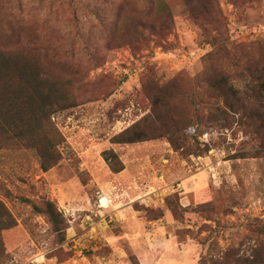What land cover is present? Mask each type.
Segmentation results:
<instances>
[{
	"label": "rangeland",
	"instance_id": "rangeland-1",
	"mask_svg": "<svg viewBox=\"0 0 264 264\" xmlns=\"http://www.w3.org/2000/svg\"><path fill=\"white\" fill-rule=\"evenodd\" d=\"M212 4L221 12L214 20L183 0H0V48L18 41L36 50L69 80L75 101L52 118L62 157L48 170L32 149H0V200L15 220L2 232L1 264H234L264 242L257 134L199 125L182 140L198 155L165 138L110 141L148 113L165 112L149 94L162 88L175 96L171 116L193 117L190 95L204 99L198 78L209 69L208 51L226 70L224 48L246 58L264 53V0ZM108 148L121 171L103 159ZM46 200L63 215V241L33 208Z\"/></svg>",
	"mask_w": 264,
	"mask_h": 264
},
{
	"label": "trees",
	"instance_id": "trees-1",
	"mask_svg": "<svg viewBox=\"0 0 264 264\" xmlns=\"http://www.w3.org/2000/svg\"><path fill=\"white\" fill-rule=\"evenodd\" d=\"M183 2L189 6L191 12L196 13L193 0ZM195 2L201 9L197 13L212 20L214 15H221L212 0ZM233 3L242 4L243 0H233ZM136 25L151 29L155 27L153 22L140 20ZM74 26L79 34L78 25ZM14 44V47L0 48V149L9 146L32 149L38 157L40 168L45 171L57 164L62 157L60 146L63 139L52 118L57 112L75 104L74 94L69 88V80L51 70L40 53L18 41ZM223 50L222 58L230 63V69L226 70L211 63L215 54L212 51L207 52L209 69L198 78L204 88V99L199 102L196 93L190 95L193 117L181 119L171 116L172 105L169 99L174 102L175 96L162 88L149 94L155 105L161 103L167 108L165 112L159 115L148 113L114 134L110 141L131 144L165 138L172 148L183 155H198L196 151L185 152L186 146L182 140L186 133L194 134L199 125L218 130L238 125L250 134H257L264 148V53L246 58L237 51L232 53L228 48ZM200 108L205 109L204 113ZM204 144L205 151L211 148L209 142L204 141ZM102 156L112 172L123 169L121 159L112 148L103 150ZM167 204L173 213L178 212L177 205H172L168 200ZM32 205L36 211L46 216L58 240L63 241L65 221L55 203L46 200L42 206L34 203ZM162 214L158 211L152 218L161 217ZM14 225L13 216L0 200V264L3 256L2 232ZM234 264H264V242H259L252 253L237 256Z\"/></svg>",
	"mask_w": 264,
	"mask_h": 264
}]
</instances>
